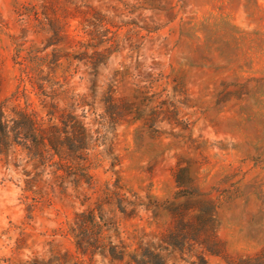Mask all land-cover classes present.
<instances>
[{
	"label": "rangeland",
	"instance_id": "374dc122",
	"mask_svg": "<svg viewBox=\"0 0 264 264\" xmlns=\"http://www.w3.org/2000/svg\"><path fill=\"white\" fill-rule=\"evenodd\" d=\"M24 1L0 0V100L18 82L12 37ZM75 1L100 12L120 43L107 73L122 68L119 96L134 106L109 135L117 176L112 159L94 163L98 190L88 203L54 199L29 219L19 175L0 162V264H58L65 255L123 264L81 256L68 233L116 177L131 203L121 213L114 200L105 211L131 248H165L173 232L168 264H264V0ZM39 39L28 35L41 49Z\"/></svg>",
	"mask_w": 264,
	"mask_h": 264
},
{
	"label": "trees",
	"instance_id": "16d2710c",
	"mask_svg": "<svg viewBox=\"0 0 264 264\" xmlns=\"http://www.w3.org/2000/svg\"><path fill=\"white\" fill-rule=\"evenodd\" d=\"M16 12L21 28L12 39L18 82L10 97L0 100V162L19 175L31 219L54 199L64 205L72 203V198L88 203L92 197L88 192L98 190L94 163L112 159V173L117 176L109 135L123 113L131 115L134 103L131 96H119L122 68L107 73L120 43L116 34H108L105 26L110 22L100 12L75 0H25ZM75 18L80 19L76 35H70V21ZM29 34L40 36L41 49L28 40ZM99 147L106 149L98 151ZM181 171L185 180L187 172ZM176 179L179 185L177 175ZM119 182L116 177L112 187L106 183L105 194L94 208L74 214L68 233L76 251L83 257L99 255L123 264H168L169 255L175 252L169 249L173 232L164 234L161 242L168 246L159 249L148 242L131 248L120 239L116 222L105 211L115 200L125 213L123 202L127 200ZM69 191L74 194L60 196ZM187 230L179 233L184 239ZM196 239L204 245L208 237L200 234ZM204 258L201 254L202 262ZM58 259V264H85L68 255Z\"/></svg>",
	"mask_w": 264,
	"mask_h": 264
}]
</instances>
